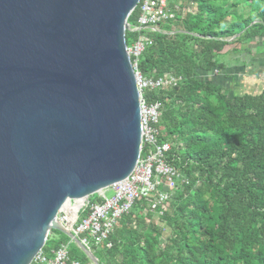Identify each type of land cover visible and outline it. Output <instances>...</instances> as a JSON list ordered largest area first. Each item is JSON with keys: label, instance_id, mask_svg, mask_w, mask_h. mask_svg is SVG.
I'll return each mask as SVG.
<instances>
[{"label": "water", "instance_id": "water-1", "mask_svg": "<svg viewBox=\"0 0 264 264\" xmlns=\"http://www.w3.org/2000/svg\"><path fill=\"white\" fill-rule=\"evenodd\" d=\"M141 0H0V264H31L57 219L133 172L140 99L126 51Z\"/></svg>", "mask_w": 264, "mask_h": 264}, {"label": "trees", "instance_id": "trees-1", "mask_svg": "<svg viewBox=\"0 0 264 264\" xmlns=\"http://www.w3.org/2000/svg\"><path fill=\"white\" fill-rule=\"evenodd\" d=\"M139 6L127 19L130 28ZM169 6L179 7L174 18L156 31L127 30L125 43L150 37L138 72L178 80L142 94L147 105H160L159 142L170 146L164 161L179 176L178 188L159 217L162 227L141 200L108 237L110 248L90 250L99 264H264V87L229 98L210 80L232 62L227 54H237L234 61L244 67L251 43L263 53L264 0H170ZM95 202L97 195L90 198ZM163 227L169 234L161 242ZM69 242L52 230L42 253L49 259L66 243L69 262L91 264Z\"/></svg>", "mask_w": 264, "mask_h": 264}, {"label": "built area", "instance_id": "built-area-1", "mask_svg": "<svg viewBox=\"0 0 264 264\" xmlns=\"http://www.w3.org/2000/svg\"><path fill=\"white\" fill-rule=\"evenodd\" d=\"M169 2L170 0H141L137 26L128 27V30L130 32L156 31L158 24L174 18L177 6L172 9ZM151 45L150 37L140 35L131 46H126L130 61L131 58L133 59L131 64L140 99L141 149L137 165L127 179L111 185L97 195L101 202L91 204L90 200L72 201L64 207L57 219L63 228L73 233L81 244L89 249L91 246L110 248L108 237L122 217L127 215L141 200L146 201L149 212H153L158 218L161 217L167 211L171 192L178 188L173 179L179 176L164 161V155L170 150V146L159 142L160 133L157 125L161 116L160 105H147L142 98L145 91H155L165 87L173 88L178 80L167 75L156 80L144 79L138 72V58ZM109 189L113 192L111 198L105 195ZM74 207H77V210L74 217L70 219L71 210ZM68 246L69 244L66 243L59 245L51 252L52 257L49 259L40 251L33 262L37 264H78L69 262Z\"/></svg>", "mask_w": 264, "mask_h": 264}, {"label": "rangeland", "instance_id": "rangeland-1", "mask_svg": "<svg viewBox=\"0 0 264 264\" xmlns=\"http://www.w3.org/2000/svg\"><path fill=\"white\" fill-rule=\"evenodd\" d=\"M176 9L178 11L179 7L177 6ZM240 10L241 8L239 7L238 11ZM184 11H186V7ZM231 48H226L223 52L225 53L226 50ZM235 48H239V46L236 45ZM249 48H251L252 53L250 55H244L242 58V61L246 63L244 67L238 61H234L238 57L237 54H227L228 59L232 60L231 63H228V68L220 73L213 72L211 74L210 80L213 83L219 84L229 98L233 95H243L245 93L255 95L260 93L264 87V48L263 53L258 51L260 47H256L253 43H251ZM105 195L107 198H111L113 192L109 189ZM152 222L160 227L163 226V223L155 215ZM162 231L163 238L160 239L161 242L169 234L168 230L164 227ZM53 238L57 239L59 235L53 233Z\"/></svg>", "mask_w": 264, "mask_h": 264}, {"label": "bare ground", "instance_id": "bare-ground-1", "mask_svg": "<svg viewBox=\"0 0 264 264\" xmlns=\"http://www.w3.org/2000/svg\"><path fill=\"white\" fill-rule=\"evenodd\" d=\"M76 210H77V207H74V208L71 210L70 219H72V218L74 217V213H75Z\"/></svg>", "mask_w": 264, "mask_h": 264}]
</instances>
